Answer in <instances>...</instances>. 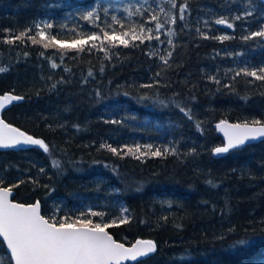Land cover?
<instances>
[{
    "label": "trees",
    "instance_id": "1",
    "mask_svg": "<svg viewBox=\"0 0 264 264\" xmlns=\"http://www.w3.org/2000/svg\"><path fill=\"white\" fill-rule=\"evenodd\" d=\"M175 5L0 0V95L23 97L2 116L49 148L0 149V186L15 185V201H39L49 220L91 219L112 225L108 230L126 244L154 242V252L127 264H264V140L213 155L223 144L215 122L264 123V80L257 78L264 75V36L252 35L264 31V5ZM164 7L172 13L161 14ZM89 12L93 17L84 19ZM131 14L153 39L44 47L52 36H102L111 29L106 21ZM0 264H13L1 238Z\"/></svg>",
    "mask_w": 264,
    "mask_h": 264
},
{
    "label": "snow or ice",
    "instance_id": "2",
    "mask_svg": "<svg viewBox=\"0 0 264 264\" xmlns=\"http://www.w3.org/2000/svg\"><path fill=\"white\" fill-rule=\"evenodd\" d=\"M172 4L173 7L176 6L175 0H172ZM185 8L186 5L180 6L181 19H183ZM92 17L93 12H89L84 19ZM112 19L114 22H118L116 17ZM151 20L156 21V30L164 27L157 16L153 15ZM216 23L225 24L227 22L220 19ZM228 26L231 27L230 24ZM47 27L51 28L52 26L47 25ZM144 31L145 29L141 25L140 33H136L135 30L117 33L113 30L112 32L104 31L101 36L93 32L91 35L70 42L57 40L55 36H52L48 43H44V47L47 48L51 45L58 46L61 49L83 50L86 45L96 47L95 41L97 40H101L102 44L107 41L113 46L118 43L127 47L130 41L125 37L130 34L132 41L140 40L143 42L145 39H153L151 35H143ZM146 31L150 33L152 29L148 28ZM24 35V33H21L15 39H20ZM168 35H173L172 31H169ZM252 35L264 36V31L255 32ZM39 36L43 41L46 38V33L40 31ZM32 39L33 43L40 42L34 38ZM219 39H226V37H220ZM168 42L172 43L171 40ZM162 59L164 58L162 57ZM165 63H167L166 59ZM53 67H56V65L53 64ZM3 71L5 69L0 68V72ZM261 71L264 72V69ZM247 75L256 76L257 73L249 72ZM257 78L264 80V75ZM22 99V96L4 93L0 95V109H4L6 105ZM221 125L227 137V144L215 148L214 151L217 154L227 153L230 149L244 145L250 139L264 137V123L260 121H253L251 125L247 122L241 125L227 124L221 121ZM221 125H218V127ZM19 145H37L43 148L45 152L49 150L48 145L43 140L34 138L0 119V147ZM108 147L111 152L119 154L117 148ZM128 153H133V149L129 148ZM153 155H160V153L157 151ZM58 165L59 161H53V166ZM14 187L16 186L0 187V236L7 241V246L11 250V258L14 259L15 264H121L122 261L129 259L135 261L137 258L155 251V244L151 240H137L131 247H125L123 243H118L106 231L107 228L112 226L108 223H93L91 219L70 221L69 218H64L57 221L53 218L49 220L41 215L39 201L28 205L12 202L9 197L12 195ZM92 215L101 216L103 214L93 212ZM126 222V219L120 221V223Z\"/></svg>",
    "mask_w": 264,
    "mask_h": 264
},
{
    "label": "water",
    "instance_id": "3",
    "mask_svg": "<svg viewBox=\"0 0 264 264\" xmlns=\"http://www.w3.org/2000/svg\"><path fill=\"white\" fill-rule=\"evenodd\" d=\"M263 5H264V0H259ZM222 26H224V27H226V28H231V27H229L228 25V23H225V24H221ZM12 94V93H11ZM14 95V94H13ZM15 102V101H14ZM12 104V103H11ZM10 104V105H11ZM7 106H9V105H6L5 106V108L4 109H0V119H2L5 123H7V124H9L4 118H3V116H2V114H3V111L6 109V107ZM221 121H224V122H226L227 124H241V125H243L245 122H231V121H229V120H227V119H222V120H219V121H217V122H215L214 123V128H215V130H216V132L220 135V137L222 138V141H223V144H221V145H219V146H216L215 148H217V147H222V146H224L225 144H227V137L225 136V132H224V129H223V126L221 125ZM248 123V122H247ZM249 125H251L252 123H248ZM11 125V124H10ZM218 125H221L220 127H218ZM12 127H15V126H13V125H11ZM15 128H17V127H15ZM19 129V128H18ZM21 130V129H20ZM21 131H23V130H21ZM23 132H25V131H23ZM26 133V132H25ZM264 140V137H258V138H255V139H250L249 141H247L244 145H241V146H238V147H236V148H234V149H230L229 150V152H227V153H219V154H217V153H215V151H214V149H213V155H214V157L215 158H220V157H223V156H226L227 154H229L231 151H234V150H236V149H239V148H241V147H243V146H245V145H247V144H251V143H255V142H260V141H263ZM28 146H31V145H19V146H12V147H0V149H4V148H26V147H28ZM0 187H6V186H0ZM9 199L12 201V202H14V203H19V204H25V205H28V204H33V203H21V202H18V201H15V200H13V192H12V195L9 197ZM40 210H41V205H40ZM41 215H43L42 214V211H41ZM44 216V215H43ZM46 218V217H45ZM106 231L113 237V239L115 240V241H117L118 243H123L124 245H125V247H131L132 245H134L135 243H136V241L135 242H133L132 244H126L125 242H122V241H119V240H116V238L114 237V235L108 230V228L106 229ZM0 238L2 239V241L4 242V244H5V246H6V249H7V252L9 253V255L11 256V250L8 248V246H7V241L6 240H4V238L2 237V236H0ZM139 240H149V239H139ZM154 243V242H153ZM150 254V253H149ZM149 254H147L146 256H143V257H139V258H137V260H135V261H132V260H125V261H122L121 262V264H127V263H133V262H137V261H139V260H141V259H143V258H145V257H147ZM12 261H13V264H15V261H14V259H12Z\"/></svg>",
    "mask_w": 264,
    "mask_h": 264
},
{
    "label": "rangeland",
    "instance_id": "4",
    "mask_svg": "<svg viewBox=\"0 0 264 264\" xmlns=\"http://www.w3.org/2000/svg\"><path fill=\"white\" fill-rule=\"evenodd\" d=\"M132 1H134V0H131V2ZM163 1H165V2H170L171 0H163ZM129 5H131V3H129ZM164 12H167V13H172V11L171 10H169V8L168 7H164V9H163V11L161 12V14H163ZM159 18V17H158ZM221 18H217V20H220ZM149 21H151L150 19H149ZM227 23H229L230 24V22H228V21H226ZM118 23L121 25V26H123V27H118V26H116L115 24H114V22H112V21H106V26L107 27H110L111 26V29L109 30V32H112L113 30H115L117 33H121V32H123V31H130L131 32V30H135V32L136 33H140V31H141V25H143V27H144V29H145V31L143 32V34H147V26L145 25V24H140L139 22H137V20H136V18H135V16H134V14H131L127 19H121L120 21L118 20ZM231 25V24H230ZM232 26V25H231ZM38 28H40V30L42 31V27H41V25H38ZM97 33V32H96ZM92 33H82V35L80 36V37H78V38H84L85 36H87V35H91ZM97 34H99V33H97ZM100 35V34H99ZM225 35H226V33H225ZM130 37H131V34L128 36V37H125L126 39H130ZM77 38V39H78ZM264 38V37H263ZM70 42V41H69Z\"/></svg>",
    "mask_w": 264,
    "mask_h": 264
},
{
    "label": "bare ground",
    "instance_id": "5",
    "mask_svg": "<svg viewBox=\"0 0 264 264\" xmlns=\"http://www.w3.org/2000/svg\"><path fill=\"white\" fill-rule=\"evenodd\" d=\"M220 136V135H219ZM115 237V236H114Z\"/></svg>",
    "mask_w": 264,
    "mask_h": 264
}]
</instances>
